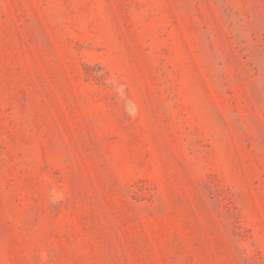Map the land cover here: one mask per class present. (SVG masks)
<instances>
[{
  "label": "rangeland",
  "instance_id": "rangeland-1",
  "mask_svg": "<svg viewBox=\"0 0 264 264\" xmlns=\"http://www.w3.org/2000/svg\"><path fill=\"white\" fill-rule=\"evenodd\" d=\"M0 264H264V0H0Z\"/></svg>",
  "mask_w": 264,
  "mask_h": 264
}]
</instances>
